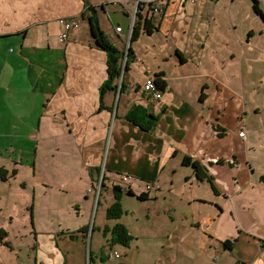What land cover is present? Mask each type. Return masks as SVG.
Masks as SVG:
<instances>
[{"label":"crops","instance_id":"0c3cea01","mask_svg":"<svg viewBox=\"0 0 264 264\" xmlns=\"http://www.w3.org/2000/svg\"><path fill=\"white\" fill-rule=\"evenodd\" d=\"M113 1L0 0V230L7 243L12 234L31 240L24 252L0 244V264H264V0L162 1L132 42L134 0ZM89 7L123 53L107 88L106 53L81 17ZM69 19L79 27L61 43ZM157 75L160 99L142 88ZM133 109L157 117L151 131L125 119ZM25 145L32 183L30 169L19 180ZM50 154L77 159L81 185L61 175L53 191L38 178ZM103 173L105 188L145 194L141 202L171 195L167 214L149 207L123 222L126 247L104 232L121 218L89 232Z\"/></svg>","mask_w":264,"mask_h":264},{"label":"trees","instance_id":"16d2710c","mask_svg":"<svg viewBox=\"0 0 264 264\" xmlns=\"http://www.w3.org/2000/svg\"><path fill=\"white\" fill-rule=\"evenodd\" d=\"M253 5H254L253 6L254 11L257 14L261 15V11L259 10L256 1H254ZM81 17L83 19H87V21L89 22L90 33H91L93 40L96 43L97 48L106 53V56H107V75H108L107 78L108 79L106 80L105 84L103 85V88H107L108 85L113 81V79L118 77L120 75V72L122 71L119 61H120V58H122L123 53L121 54L109 42V40L105 36L104 32L101 30V28L99 26L97 12H96L94 7H89L87 9V12L85 11L81 15ZM140 19H141L140 15H137V18H136L135 23L133 25V29H132V33H131V37H130V42L135 40L137 37V30H138V24L140 23L139 22ZM145 28L147 29V32L149 33L150 29H149L147 23L145 24ZM128 52L130 53V48H128ZM125 67H124V69H125ZM154 82H155V87L157 90L164 91V89L166 88L165 82L163 80H161L158 75L155 78ZM125 119L130 121L135 126L139 127V129L146 131V132L151 131L154 128L155 123L157 121L156 116L149 114L146 111H143L142 109H140V110L139 109H133L132 111H130L126 115ZM185 159L183 161L184 164L186 162ZM192 165L196 169L195 172H197V170H199L198 164L196 162H194ZM15 174H16V171H12L11 177L14 176ZM102 175H101V180H100V183H101L100 189H99V193H98V196L96 199V204H99V199L101 196L100 193H101L102 189L106 187L105 176H102ZM201 178L202 179L206 178L207 181L211 182V177H208L207 175L206 176L202 175ZM0 179L5 180V176H2V169H0ZM111 189H112V194H113L114 200L106 208L105 217H106V220L117 221L124 214V210H123L122 203H121L123 196L124 195L133 196V195H132V192L130 190L125 191V190H123V188H121L118 185H113ZM144 195L145 194H140L139 196H136V198L138 200H144L145 199ZM88 229H89L88 226L81 227L77 233H81L84 237L88 234ZM94 230H95L94 225L92 224L91 228L89 230L90 235H92ZM104 232L110 233L111 243H113V244H118V245L126 247L131 240V236L129 235L125 226L118 221L110 229L105 228ZM4 237H6V232L3 230H0V244L8 247V243L6 241H3ZM223 246L226 248H228V247L230 248L228 242L223 243ZM91 257H92V255H91V252L89 251L88 252L89 263L91 261ZM117 258H119V255Z\"/></svg>","mask_w":264,"mask_h":264},{"label":"rangeland","instance_id":"374dc122","mask_svg":"<svg viewBox=\"0 0 264 264\" xmlns=\"http://www.w3.org/2000/svg\"><path fill=\"white\" fill-rule=\"evenodd\" d=\"M116 12L113 11L112 15L115 14ZM121 15V14H120ZM161 39L158 38L157 40V43L159 44V46L161 44H163L161 41ZM164 48V45L163 47ZM26 146V149L27 151L23 154V157H19V160L18 158L15 156L17 162H21V166L19 167L20 168V174H19V180L22 181V180H27V174H26V170L28 172V169H30V176H31V180L30 182L32 183L33 181V173L31 171V168L34 169V149H33V145H25ZM32 146V147H31ZM44 146V145H43ZM123 144L122 143H118V146L117 147H122ZM21 147H23V145H21ZM32 148V149H31ZM35 148V147H34ZM118 150V149H117ZM43 152V151H42ZM41 152V153H42ZM121 153V151H118V153ZM117 154V153H116ZM61 156V159L59 161H56L55 160V155H52L50 154L49 157L46 159V164L44 167H41L39 164L44 162L43 160L40 161V159L38 160L39 163L37 164V167L40 168L42 170L41 174L39 175L38 178H46V182L50 185L52 184V190L55 188V185L54 184H58V178L59 176L63 175L64 178H62L64 181L66 180V182H69L70 183V186H76L78 185V180L80 181V179H82V175L80 176V174H83L82 171L80 170V166H79V162L77 159H74L73 157H68L63 160V155H60ZM29 167V168H28ZM31 167V168H30ZM37 172H38V169H37ZM102 176H105V174L103 173ZM99 178L101 180V177H98V179L96 178L97 183L96 184V189L99 187L100 189V181H99ZM99 184V185H98ZM80 185H81V181H80ZM79 185V186H80ZM112 185L111 184L110 186H107V188H103L102 191H101V196H100V199H99V204H94V200H93V205H92V208L90 207V224L92 225L93 223L95 224V226H100L104 223H110L111 221L110 220H106V217H105V210H106V207L107 205L109 204V202H113V194H112ZM70 188V187H69ZM54 191V190H53ZM154 191H151V194H153ZM94 194H96L94 192ZM53 196H54V193H53ZM62 198H65L64 195L61 196ZM60 197V198H61ZM169 197H171L170 194H168L166 196L165 199L161 198V197H158V199H153V200H149V201H145V202H141V201H138L135 197H131V196H127V195H124L123 198H122V207H123V210H124V214L122 215L121 217V221L120 223L123 224V222L125 221L126 223L129 224V221L131 218L135 217L136 214H139V211L142 210V209H146V208H149V207H152L153 209H155L156 211H158L159 213L163 214H167L166 212V207L168 206L166 202H169ZM60 198H57L55 197L53 200V203H60ZM67 198H68V194H67ZM86 208L87 206L85 207V213H84V217L87 215L86 213ZM126 211V213H125ZM61 226H65V222L63 220H61ZM68 222V221H67ZM96 233L93 235L94 237H96ZM93 237V238H94ZM89 238V236H88ZM28 241L31 242L30 239H20L18 237H14V234L11 235V238L8 242V247L9 248H17L19 247L23 252L27 250L28 247L26 246H23L24 244L28 243ZM90 245V243H89ZM89 245H88V248H89ZM1 246V245H0ZM5 246V245H3ZM7 247V246H6ZM120 249V247H117V249ZM8 249V248H7ZM89 252V251H88ZM104 252V251H103ZM30 252L27 254L29 255ZM105 255H109V251H105L104 253ZM242 256L243 258H248L247 255L245 253H242ZM86 257H87V254H86ZM27 258V256H26ZM25 264H28L27 262V259L26 261H24ZM30 264V263H29ZM86 264H88L87 260H86Z\"/></svg>","mask_w":264,"mask_h":264},{"label":"built area","instance_id":"2783aa9c","mask_svg":"<svg viewBox=\"0 0 264 264\" xmlns=\"http://www.w3.org/2000/svg\"><path fill=\"white\" fill-rule=\"evenodd\" d=\"M162 1H168V0H134L133 1V13L131 17V26L130 31L133 29V25L135 23V20L137 18V15H140V17L144 18L145 20H152L154 17L162 14L164 10V6L161 5ZM114 4L117 3H125V0H115L113 1ZM60 23L62 24L63 31L58 36V40L61 43H64L68 39V33L69 31L73 29H77L79 27V21L77 20H60ZM122 31L121 27L115 28V33L119 34ZM143 91L147 94H151L155 99H160L161 95L160 92L155 87V82L153 78H147L143 83ZM131 177L129 176H121L122 181H128ZM146 190H151V185H146ZM98 190L96 191V197L98 196ZM123 190L128 191V188H123ZM111 256L117 258L118 254L116 252H113Z\"/></svg>","mask_w":264,"mask_h":264},{"label":"clouds","instance_id":"9594fccd","mask_svg":"<svg viewBox=\"0 0 264 264\" xmlns=\"http://www.w3.org/2000/svg\"><path fill=\"white\" fill-rule=\"evenodd\" d=\"M99 188V187H98ZM98 193H99V190H98ZM97 199V198H96Z\"/></svg>","mask_w":264,"mask_h":264},{"label":"water","instance_id":"95a60500","mask_svg":"<svg viewBox=\"0 0 264 264\" xmlns=\"http://www.w3.org/2000/svg\"><path fill=\"white\" fill-rule=\"evenodd\" d=\"M97 198V197H96Z\"/></svg>","mask_w":264,"mask_h":264}]
</instances>
